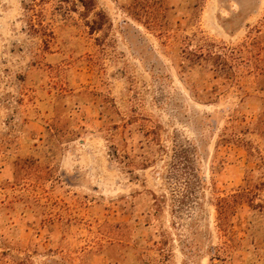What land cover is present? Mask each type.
Listing matches in <instances>:
<instances>
[{"label": "rangeland", "instance_id": "rangeland-1", "mask_svg": "<svg viewBox=\"0 0 264 264\" xmlns=\"http://www.w3.org/2000/svg\"><path fill=\"white\" fill-rule=\"evenodd\" d=\"M0 264H264V0H0Z\"/></svg>", "mask_w": 264, "mask_h": 264}]
</instances>
